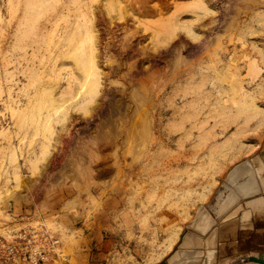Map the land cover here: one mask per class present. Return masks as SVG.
I'll return each instance as SVG.
<instances>
[{"label":"rangeland","instance_id":"rangeland-1","mask_svg":"<svg viewBox=\"0 0 264 264\" xmlns=\"http://www.w3.org/2000/svg\"><path fill=\"white\" fill-rule=\"evenodd\" d=\"M115 1L0 0V240L32 226L61 243L68 219L112 234L115 264H160L177 251L181 264H262L249 258L264 256V215L248 202L262 194L243 187L259 181L254 159L264 157V15L244 11L239 41L219 46L224 3L238 0H208L217 12L203 15L198 39L157 14L173 0ZM190 10L179 19L203 11ZM164 36L184 62L171 60ZM216 80L231 95L216 99ZM201 213L206 233L190 228ZM189 230L201 238L181 248Z\"/></svg>","mask_w":264,"mask_h":264},{"label":"bare ground","instance_id":"bare-ground-1","mask_svg":"<svg viewBox=\"0 0 264 264\" xmlns=\"http://www.w3.org/2000/svg\"><path fill=\"white\" fill-rule=\"evenodd\" d=\"M117 1V0H116ZM116 1H115V3H116ZM118 1H120V0H118ZM218 0H215V2H217ZM239 1V4H234V5H232L231 3H230V5H229V3L228 2H225L224 3V12H223V14H224V19H223V17H222V19H221V23L223 24V23H225V21L227 20V18H228V16H229V19H228V21H227V23L229 22V27H228V30L223 34V35H221V34H218L217 35V38H216V41H215V43L217 42V44H218V42L219 41H221L222 39H223V37L224 36H226L227 38H229L230 39V41H232V42H237V41H239V40H235V37H233V33H234V31L238 28V26H239V22L241 21V15H242V13L245 11V12H249L250 14L252 13V15H251V19H253V18H255V17H258V16H263L264 15V12H258V11H256L255 10V8H258V7H260L261 6V4L262 5H264V0H238ZM208 0H173V11L172 12H170L169 14H167V13H164L163 11H162V9L160 8V7H157V9H158V11H157V14L158 15H160L161 16V18H163L164 20H168L169 22H172V24H171V26L173 27V29H174V31H176V30H178V28L179 29H185L184 31H185V33H187V34H189V36H191L192 38H195V39H198L199 38V36H198V33L196 32V30H195V27H197L198 29H203V26L201 25V22L204 20V18H202L203 17V15L205 14V13H208V12H210L211 11V13H214V12H217V10H215V8L214 7H211L212 5L211 4H208ZM119 4H120V2H118ZM124 4V3H123ZM122 4V5H123ZM118 5V4H117ZM121 6V5H120ZM119 6V7H120ZM193 6H199V7H201V9H203V11H201V12H196L197 13V15H195V17L194 18H192V19H188V20H190V21H185V20H181V19H179L180 18V11H186V10H188V8H189V10H190V7H193ZM122 7V6H121ZM196 8V7H195ZM119 9V8H118ZM117 9V10H118ZM127 9V8H126ZM151 9V8H150ZM148 7L147 8H143V11H145V12H147V13H150L151 12V10H150ZM122 11V9H119V11ZM123 10H125V7L123 8ZM119 11H117V12H119ZM190 11H194V9L193 10H190ZM123 12V11H122ZM124 12H126V10L124 11ZM121 13V12H120ZM119 13V14H120ZM185 13V12H184ZM123 14V13H122ZM122 14H120V16L122 15ZM124 15H125V13H124ZM127 15V14H126ZM182 15V14H181ZM208 15H209V13H208ZM119 16V17H120ZM123 16V15H122ZM120 18H123V17H120ZM262 22V21H261ZM263 23V22H262ZM248 23H246L245 25H246V27H248V25H247ZM172 29V28H171ZM93 30V29H92ZM91 30V31H92ZM90 31V30H89ZM89 31L87 32L88 34H91V33H89ZM155 32V31H154ZM172 32H173V30H172ZM251 33H253V32H251ZM175 35V32L174 33H172V37ZM246 34H248V32H246ZM91 35H93V32H92V34ZM91 35H88L89 36V39L91 38V40H89L90 42L91 41H93V39H94V35L93 36H91ZM91 36V37H90ZM245 36V35H244ZM93 37V38H92ZM152 39H153V42L155 43V44H159V42L157 41L158 40V35H156V34H153L152 35ZM171 36H170V38H172ZM95 38H97V37H95ZM168 38V37H167ZM245 37H243V36H241L240 37V39H244ZM160 43H164L165 45L167 44V46H171V47H167L168 49H170L171 50V56H172V59L171 60H173L174 62H175V64H180L181 62H184V57L181 55V51H182V49H181V44H180V46H172V44L166 39V37L164 36V38H161L160 39ZM92 44H94V41H93V43L91 42V45ZM220 44V43H219ZM218 44V45H219ZM92 46H94V45H92ZM220 46V45H219ZM222 47V46H221ZM91 48H93V47H91ZM217 48H218V46H217ZM220 48V47H219ZM94 49V48H93ZM94 50H96V49H94ZM90 51V54H95L94 52H92L93 50L91 49V50H89ZM209 51V50H208ZM215 54H217V52H215L214 53V55ZM242 55V57H241V59H244V58H246V59H248V56L247 55H245V54H241ZM93 56V55H92ZM215 57H217L216 55H215ZM218 58V57H217ZM90 59H91V57H90ZM93 59L95 60V57H93ZM93 59H91V60H93ZM90 62V61H89ZM95 62V61H94ZM94 62H90V66L91 67H93V65L95 64ZM220 62H221V60H220ZM92 63V64H91ZM235 58L233 59V61H231V59L229 60V62L228 63H224L223 64V66H222V68L220 69V70H222V71H226L227 72V70H229V69H232V68H230L231 66H233V65H235ZM89 68L88 67V69L89 70H91L92 68ZM94 67H96V65H94ZM93 67V68H94ZM178 67V66H177ZM237 67H239L238 65H237ZM176 68V67H175ZM178 69V68H177ZM215 69V68H214ZM95 71V69H92L91 71ZM97 71H98V69H97ZM96 71V73H98ZM215 71V70H214ZM221 71V72H222ZM235 71V73H237L236 72V70H234ZM89 73L88 71H86L85 70V73ZM173 73H175V71H173ZM215 73H216V71H215ZM225 73V72H224ZM100 74V73H99ZM218 74V73H217ZM216 74V75H217ZM238 74V73H237ZM240 74V73H239ZM98 75V74H97ZM96 75V76H97ZM215 75V74H214ZM88 76V75H87ZM100 76V75H99ZM175 76V75H174ZM229 76H231V74L229 75ZM233 76V75H232ZM217 77V76H216ZM215 77V78H216ZM238 77V76H237ZM86 78V77H85ZM86 80V79H85ZM174 80V79H173ZM179 80V79H178ZM220 80V79H219ZM238 80V79H237ZM87 81V80H86ZM85 81V82H86ZM96 82H97V80H95ZM221 81V80H220ZM89 83H92V82H90L89 81ZM98 83V82H97ZM97 83H96V87L95 88H98L97 87ZM85 84V83H84ZM87 85H88V82L86 83ZM92 85H93V83H92ZM213 85H214V89H215V94H216V99H222L223 97H224V95L226 94V95H231V92H230V89L227 87V86H225V85H223V83L222 82H218V80H216V81H214L213 82ZM94 86H95V84H94ZM86 87H88V86H85V89H86ZM234 87V86H233ZM233 87L231 88V90L234 92V90H233ZM240 87H241V84H240ZM239 87V88H240ZM89 88V87H88ZM93 87L91 86V89H92ZM235 88V87H234ZM93 91H94V89H93ZM89 92H92V91H89ZM98 92V91H97ZM96 92V89H95V92H94V94L95 95H97L98 93ZM135 92V91H134ZM133 92V93H134ZM137 92V91H136ZM93 93V92H92ZM92 93H90V95L92 94ZM86 94V93H85ZM94 94H92V96H94ZM136 94V93H135ZM138 94V93H137ZM136 94V95H137ZM233 94H235V92L234 93H232V95ZM139 96H141V95H139ZM233 96H235V95H233ZM93 98H95V97H92L91 98V102L90 103H92V99ZM146 101V100H145ZM89 102H88V104H89ZM143 103H144V101H143ZM118 107H120V106H118V105H113V107H112V113H118V112H120V108H118ZM261 112V114H262V118H261V121L262 120H264V110H261L260 111ZM107 114V113H106ZM107 115H111V113H108ZM248 117H250V115L248 116ZM247 117V118H248ZM246 118V119H247ZM145 122V121H144ZM237 140H238V134H237V132H233L232 133V135L231 136H229L226 140H224V144H225V147H227L225 150H227V149H229V148H231V147H233L234 146V144L237 142ZM48 149V147H45V149ZM47 149L45 150L46 152H47ZM43 150V152L45 153V151H44V148L42 149ZM240 153H241V150H240V148L238 149V148H236L231 154H229V155H227L228 157H229V159L228 160H233L234 159V157L236 156V157H238L239 155H240ZM235 157V158H236ZM225 158H227V157H225ZM227 160V161H228ZM258 163L260 164V166L258 165ZM254 164L256 165V170L258 171V174H259V181H256V185H257V187H259L258 188V190L259 189H261L262 190V193H264V178L262 179V176H261V172H263L264 173V157L261 155V154H258L257 156H256V158L254 159ZM237 175H239V173H237ZM232 177H233V179H234V177H235V174H232ZM250 183H248V184H246V185H244V187H243V191L245 192V193H251V194H253L254 192H255V190H253L254 189V184L252 183V181H249ZM258 184H259V186H258ZM253 192V193H252ZM203 197H206V194H204L203 195ZM249 202V204H250V206L252 207L253 206V208H255L256 209V211L258 210V212L259 213H261V214H263L264 215V197L262 196V195H260L259 197H257V198H255V199H253V200H251V201H248ZM248 205V204H247ZM246 205V206H247ZM251 209V208H250ZM255 209H253L254 211H255ZM237 210H240V208H239V206H238V209H235V211H233V213L234 212H237ZM251 213H253L252 211H251ZM247 214H250V213H247ZM256 214V213H255ZM262 215V216H263ZM248 216V215H247ZM246 216V217H247ZM254 216V215H253ZM256 216V215H255ZM245 217V216H244ZM258 217V216H257ZM208 218H210L209 217V215H207L206 213L205 214H200V216H199V218L197 219V220H194L193 221V223L190 225V228H193L196 232H199V233H206L207 232V230H208V225H205V221L208 219ZM231 218V213H229L228 215H227V218L226 219H230ZM260 218V217H259ZM259 218H257L258 219V221H259ZM263 218H264V216H263ZM263 218L261 217V219L263 220ZM240 219V218H239ZM255 219V218H254ZM211 220V219H210ZM237 221V219H234V220H231L230 222H227L225 225H224V228L225 227H228V225H234V224H232V223H235ZM257 221V220H256ZM264 221V220H263ZM256 223V222H255ZM254 223V224H255ZM189 224V223H188ZM263 224H264V222H263ZM263 224H259V225H263ZM258 225V226H259ZM234 226H236V225H234ZM234 227H232V229H233ZM176 229V228H175ZM179 229V228H178ZM181 229V228H180ZM231 229V227L228 229V230H230ZM259 234V233H258ZM257 236V235H256ZM176 237H177V232H175V233H172L169 237H168V239L166 240V245H167V249H169V248H171V246H172V244L175 242V240H176ZM254 238H255V236H254ZM211 237L209 238V242H211ZM192 240H194V239H192ZM196 240V239H195ZM195 240L193 241V243H195ZM191 243V242H190ZM253 243V242H252ZM253 245H254V243H253ZM252 245V246H253ZM190 247V246H189ZM252 248V247H251ZM198 250V249H197ZM186 254V253H185ZM197 254V253H196ZM186 256V255H185ZM195 256V255H194ZM184 257V256H183ZM190 257V256H189ZM201 257V256H200ZM194 258V257H193ZM195 258H198V256L197 257H195ZM261 258H263L264 259V256H261ZM181 259V258H180ZM179 259V260H180ZM194 260H196V259H194ZM191 263H193V262H191ZM194 263H195V261H194ZM180 264H181V261H180Z\"/></svg>","mask_w":264,"mask_h":264},{"label":"crops","instance_id":"crops-1","mask_svg":"<svg viewBox=\"0 0 264 264\" xmlns=\"http://www.w3.org/2000/svg\"><path fill=\"white\" fill-rule=\"evenodd\" d=\"M69 221L64 222L67 231L59 253L45 264H115L116 243L112 234L97 226H73Z\"/></svg>","mask_w":264,"mask_h":264},{"label":"built area","instance_id":"built-area-1","mask_svg":"<svg viewBox=\"0 0 264 264\" xmlns=\"http://www.w3.org/2000/svg\"><path fill=\"white\" fill-rule=\"evenodd\" d=\"M12 232L10 238L0 240V264H45L60 245L59 238L45 228L30 226Z\"/></svg>","mask_w":264,"mask_h":264},{"label":"water","instance_id":"water-1","mask_svg":"<svg viewBox=\"0 0 264 264\" xmlns=\"http://www.w3.org/2000/svg\"><path fill=\"white\" fill-rule=\"evenodd\" d=\"M256 181L257 180H255V184H256ZM258 186H259V184H258ZM259 188V187H258ZM255 194H262V196L264 197V193H262V190L261 189H259V190H257L256 192H254ZM252 195L251 194H249L248 196H246L247 198H250ZM198 237H200V236H197L194 232H192L191 230H189L188 232H187V235L184 237V241H183V243L181 244V248H183L187 243H188V241H189V239H191V238H193V239H197ZM201 238V237H200ZM180 254V252H175L173 255H172V257H170V258H168L166 261H164V262H162V263H160V264H180V262H178V260H176L177 259V257H178V255ZM193 259L194 258H192L191 260H189V262L188 263H191L192 261H193ZM250 260H252V261H256V262H259V263H262V264H264V259L263 258H258V257H254V256H252V257H250L249 258ZM246 260V258H242V259H239V260H237V261H235V263H233V264H238V263H240V262H243V261H245ZM183 263H187V261L186 262H183Z\"/></svg>","mask_w":264,"mask_h":264}]
</instances>
